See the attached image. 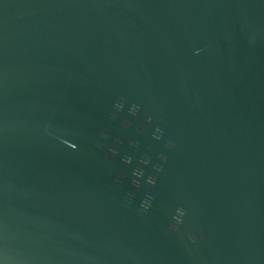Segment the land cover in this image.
I'll use <instances>...</instances> for the list:
<instances>
[{"label": "water", "instance_id": "obj_1", "mask_svg": "<svg viewBox=\"0 0 264 264\" xmlns=\"http://www.w3.org/2000/svg\"><path fill=\"white\" fill-rule=\"evenodd\" d=\"M0 264H264V0H0Z\"/></svg>", "mask_w": 264, "mask_h": 264}, {"label": "clouds", "instance_id": "obj_2", "mask_svg": "<svg viewBox=\"0 0 264 264\" xmlns=\"http://www.w3.org/2000/svg\"><path fill=\"white\" fill-rule=\"evenodd\" d=\"M197 51H199V50H197ZM140 107H141V106H140L139 104H133V105L131 106V108L129 109V111H130L132 114H136L137 112H139ZM114 108H115L117 111H122L123 108H124V101H123V100H118V101L115 103ZM116 118H117V117H116V113H115V112L112 113V119H116ZM146 119L150 122V121L153 119V117H152L151 115L146 114ZM124 123H125V126H130V125H131V121H125ZM138 131H139V129H138ZM100 135H101L104 139H107V135H108V133H107V131H103V132H101ZM162 135H163V130L160 129V128L158 127L157 130H156V133H154V136H155L156 139H161V138H162ZM120 142H122V141H120ZM65 143H68V142L65 141ZM133 143H134V145H135L136 147L139 146L138 142H133ZM70 146H71L73 149H76V148L78 147V145H76V144H74V143L71 144ZM167 146H168L169 148L174 147V142H172V141H168V142H167ZM97 147H99V148H103V144H101L100 142H97ZM110 152L112 153L113 156H115V155L117 154V152H116L115 149H110ZM161 158H162L163 160H165V161L167 160V156H164L163 154H161ZM123 159H124V161H125L126 163H131V162H132V157H131V156H125V157H123ZM141 162L144 163V164H148V163H149V159H148V158H142V161H141ZM154 167L156 168V170H157L158 172L163 170L162 165H155ZM133 175L136 176V177H138V178H139V177H143V176H144V169L139 168V167L136 168V169L134 170ZM156 180H157V177H156V176H149V177H148V182H149V183L155 184V183H156ZM117 183H122V181H120V179L117 178ZM132 183H133L134 185H136L137 187H139L141 181H140V179H135V180L132 181ZM134 196H135V193H134V192H130V193L128 194V203H129V204H131L132 197H134ZM152 199H155V195H154V194H151V198H150V199L146 198V199L142 202L141 207H142V209H143L144 211H147V210L151 207V200H152ZM177 212L179 213V215H177V216H175V217L173 218V219L176 221V223H175V224H171V225L169 226L170 228H172L173 231L178 230V225H179L180 223L183 222L181 217H182L183 215H186V214H187V210H186V209H183V208L177 209ZM190 239L193 241V243L196 242V236H195L194 234H193L192 236H190Z\"/></svg>", "mask_w": 264, "mask_h": 264}]
</instances>
